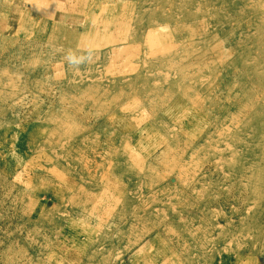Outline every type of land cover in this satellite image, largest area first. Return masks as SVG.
Returning <instances> with one entry per match:
<instances>
[{"label":"rangeland","instance_id":"374dc122","mask_svg":"<svg viewBox=\"0 0 264 264\" xmlns=\"http://www.w3.org/2000/svg\"><path fill=\"white\" fill-rule=\"evenodd\" d=\"M0 264H264V0H0Z\"/></svg>","mask_w":264,"mask_h":264},{"label":"clouds","instance_id":"9594fccd","mask_svg":"<svg viewBox=\"0 0 264 264\" xmlns=\"http://www.w3.org/2000/svg\"><path fill=\"white\" fill-rule=\"evenodd\" d=\"M92 53L89 52L87 55L77 56L76 54H69L66 56L67 63L70 67L79 68L82 64L91 61Z\"/></svg>","mask_w":264,"mask_h":264},{"label":"bare ground","instance_id":"6f19581e","mask_svg":"<svg viewBox=\"0 0 264 264\" xmlns=\"http://www.w3.org/2000/svg\"><path fill=\"white\" fill-rule=\"evenodd\" d=\"M26 11V10H25ZM23 15V14H22ZM54 28V27H53ZM59 28V27H58ZM58 29H56V31H57ZM59 32H60V30H59ZM97 34V36H98V33H96ZM93 35V34H92ZM96 38V37H95ZM76 39V38H75ZM88 94V93H87ZM87 96V95H86Z\"/></svg>","mask_w":264,"mask_h":264}]
</instances>
